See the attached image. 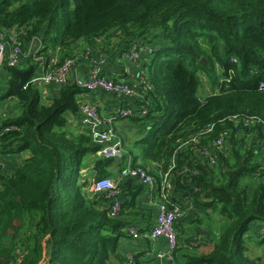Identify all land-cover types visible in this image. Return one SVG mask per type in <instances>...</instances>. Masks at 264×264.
<instances>
[{
  "label": "trees",
  "instance_id": "16d2710c",
  "mask_svg": "<svg viewBox=\"0 0 264 264\" xmlns=\"http://www.w3.org/2000/svg\"><path fill=\"white\" fill-rule=\"evenodd\" d=\"M116 29L124 55L138 40L152 49L139 84L149 90L136 102L147 112L129 119L145 132L127 154L155 171L157 184L174 159L176 197L211 211L222 225L212 248L186 261L264 264L251 257L264 244V230L257 239L250 230L251 223L264 225V0H0V32L20 34L24 44L39 36L36 56L44 68L75 60L79 43L107 46L106 35ZM38 64L1 65L11 75L5 96L15 99L17 115L0 126V162L29 155L8 176L0 168V264H17L19 255V264H127L117 241L132 239L129 227L142 235L153 218L137 204L144 187L132 179L119 183L120 209L110 216L113 199L92 183L113 178L110 168L117 171L125 155L101 158L100 145L67 124L66 113L80 114L77 97L85 90L69 83L43 104L39 87L13 89L17 72L32 67L35 74ZM217 68L222 86L200 99L199 74L215 84ZM220 138L226 155L213 169L202 152ZM138 257L132 264H143Z\"/></svg>",
  "mask_w": 264,
  "mask_h": 264
},
{
  "label": "built area",
  "instance_id": "2783aa9c",
  "mask_svg": "<svg viewBox=\"0 0 264 264\" xmlns=\"http://www.w3.org/2000/svg\"><path fill=\"white\" fill-rule=\"evenodd\" d=\"M41 48V38L35 36L30 42L24 44L21 36L18 33L0 32V64L11 69L20 68L23 59H33L42 63L41 57H37V53ZM138 49V50H137ZM139 44H133L125 57L131 62L136 63L139 55ZM89 49L85 50V56L89 57ZM89 66L87 75L83 78H78L76 75L72 78V70L75 67V60L68 58L63 61L58 67L44 68L34 74L30 81L27 82L35 87H51V86H64L73 83L77 87L90 93H101L110 95L118 100H136L138 102L144 100L149 86L143 85V91L138 92L133 86L116 82L111 77L104 76L101 73V66L104 61L101 56L95 57ZM53 65L56 63L55 59L50 61ZM142 84V81L140 82ZM261 89L264 90V84L261 83ZM130 103V102H129ZM79 111L81 115L80 126L89 127L94 126L96 133L93 135L94 141L100 145V150L97 155L105 159L119 160L123 158V165L115 172L113 178H99L93 181L92 187L95 192L107 193V197H111L112 203L110 205V216H117L120 209V202L116 196L119 194L117 185L125 179H132L137 183L143 185L144 191L147 194H155L153 197L157 198L154 203L155 214L153 216V225L147 229L146 237L149 241L154 242L157 239L165 241V250L158 255L165 264H176V250L178 247V233L174 229L176 221H178L184 210L190 208L189 203H182L174 193L173 171L174 159L169 169L164 174H161V183L157 184L154 179L153 170L140 164H134L132 157L127 154L124 149L123 141L118 136L115 125L119 120L130 119L135 117L136 114H146L145 107H137L136 105H124L117 108L114 113L108 116H101L98 112L97 105L95 104H79ZM14 128L6 129L13 130ZM204 132L210 131V127L206 128ZM264 133V124L262 125ZM195 136V135H193ZM226 142L222 138L214 141L211 144V149H205L202 152L203 157L208 161L211 168L217 165V158L219 155H226L225 150ZM264 163V151L262 152ZM172 201V203H169ZM153 204V202H152ZM128 234L132 239L139 238L138 229L136 227H129ZM21 255L17 258L19 264Z\"/></svg>",
  "mask_w": 264,
  "mask_h": 264
},
{
  "label": "crops",
  "instance_id": "0c3cea01",
  "mask_svg": "<svg viewBox=\"0 0 264 264\" xmlns=\"http://www.w3.org/2000/svg\"><path fill=\"white\" fill-rule=\"evenodd\" d=\"M110 34L111 33H108L106 35V38L109 39L110 42L105 41L104 43L107 45L105 47L98 44L96 49H90V47L85 43H79V45L75 48L76 57L75 67L72 70V78L74 75L78 78L85 77L93 59L92 55H98L103 58V61L105 60L101 66L104 76L111 77L119 83L133 86L139 93L142 92L143 90H140L141 88H139V84L143 79L142 74L145 69L144 67L147 64L148 58H145V56H147V52L143 50L141 55L144 53V58L143 56H140L141 58H139L136 63H131L122 52L121 45L122 42H124V39L122 40L123 36L121 33L118 37L120 40L111 38L112 35ZM86 48L90 51L92 50L89 57H86L85 54L83 55ZM51 57L53 58V56ZM28 62L29 59H23V67ZM42 65L43 64L41 63L38 64V67L35 70V75L37 71L42 69ZM5 72L4 68L0 66V126L8 123L10 119H13L17 115L15 99L5 96L8 89L7 81L11 79V75L8 72L6 74ZM39 89L43 104L49 103L52 99L56 98L59 91L58 86H41ZM77 100L79 104H96L99 114L103 117L111 115L115 112V110H117V108H121V106L126 104L129 106L132 104L136 105L137 102L136 100H130L129 103L125 99L118 100L110 95L90 92H85L79 95ZM65 117L67 118V124H69L75 131L82 130L91 137H93L96 133V128L94 126H89L87 128L80 126L81 115L79 113L74 116L66 113ZM115 127L118 136L125 141L124 149L126 152L129 153V149L127 150V148H132L133 146L134 149L137 148L133 143L134 141H138L145 132L140 124L132 122L129 119H123L119 120ZM28 155V152H22L19 155L4 158L0 162V168H2L3 174H5V176L10 175L16 168L19 160ZM110 169V171L115 170L116 166L114 165ZM85 170L86 169H82L81 174L86 175ZM154 195L155 194L149 195L143 190L137 198L138 206L145 209H151L153 211V216L155 214L154 203L157 200V198L153 197ZM117 200L121 203L120 197L117 198ZM189 205L190 208L188 210H184L182 217L176 221L174 225V229L179 236L176 251V264H189L186 261L187 258L208 252L212 248L213 242L216 240L217 235L222 228V225L217 217L213 218L211 211L206 213H210L212 215H209V218H213V221L204 223L202 222L206 214L204 208L193 204L192 202H190ZM205 219H208V217ZM198 220L199 222H197ZM132 222L138 226H145L141 220H135ZM152 225L153 218L150 221L149 228ZM149 228H146L142 235L139 234V238L136 240L119 238L117 241V252L121 257L126 258L128 261L127 264H132L131 258L133 255H139L138 258L143 264H165L164 261L158 257V255H161V253L165 250V241L163 239H157L154 242L149 241L146 237V232ZM261 229L262 231L264 230V225L257 222L250 224V230L254 232L253 234H256V232Z\"/></svg>",
  "mask_w": 264,
  "mask_h": 264
},
{
  "label": "rangeland",
  "instance_id": "374dc122",
  "mask_svg": "<svg viewBox=\"0 0 264 264\" xmlns=\"http://www.w3.org/2000/svg\"><path fill=\"white\" fill-rule=\"evenodd\" d=\"M122 31H120V30H118V29H116V30H113V31H111L110 33V35H112L111 36V38H116V39H118V37L120 36V33H121ZM115 34V35H114ZM39 39H40V37H39ZM111 40H113V39H111ZM146 45H149V44H147V43H145ZM141 52H143V51H140V53ZM140 53H139V55H138V57L139 58H141L140 57ZM141 56H143V58H144V53L141 55ZM145 58H148V56H145ZM139 60V59H138ZM105 61V60H104ZM0 66H1V64H0ZM149 67H147V69H148ZM19 69H22V68H19ZM6 74H7V72H5ZM101 73H103L102 72V70H101ZM214 75H215V77L220 73V71H219V69L217 68L215 71H214ZM199 78H200V80H201V82H200V85H199V88H198V92H197V96L200 98V99H204V98H206L207 96H209V95H211V94H216L217 92H218V90H219V88H220V86H222L221 85V80H222V77H221V75H219V76H217V78H216V83L215 84H213V83H211V82H208L207 80H206V78L203 76V75H201V74H199ZM40 88V87H39ZM261 88V87H260ZM93 163V162H92ZM144 165L145 164H142V166L144 167ZM161 166L163 165V164H160ZM149 168V167H148ZM115 172H116V170H113V175H115ZM92 179H93V177H92ZM210 221H213V218H210V219H205V217L203 218V220H202V222H204V223H207V222H210ZM262 229L260 230V231H258V232H256V234H254V236H255V238L256 237H258V236H260L262 233ZM250 234V233H249ZM259 238V237H258ZM257 239V238H256ZM254 256H260L262 259H264V244H262V245H260V246H257V245H255L254 247H253V249H252V254H251V257H254Z\"/></svg>",
  "mask_w": 264,
  "mask_h": 264
},
{
  "label": "water",
  "instance_id": "95a60500",
  "mask_svg": "<svg viewBox=\"0 0 264 264\" xmlns=\"http://www.w3.org/2000/svg\"><path fill=\"white\" fill-rule=\"evenodd\" d=\"M201 64H206V61L204 59L200 60ZM17 77H18V82L16 84H14L13 89L15 91H21L25 88L28 80L30 79V77H32L33 75V68L29 67L28 69H26L25 71L22 72H17Z\"/></svg>",
  "mask_w": 264,
  "mask_h": 264
},
{
  "label": "clouds",
  "instance_id": "9594fccd",
  "mask_svg": "<svg viewBox=\"0 0 264 264\" xmlns=\"http://www.w3.org/2000/svg\"><path fill=\"white\" fill-rule=\"evenodd\" d=\"M137 42V44H139L140 45V49H139V51H143V50H145L146 52H147V56H148V54H149V50H152L151 49V46L150 45H146L145 44V42L143 43V41H136ZM140 42V43H139ZM140 53V52H139ZM140 56H141V53H140ZM138 59H139V57H138ZM138 61V60H137ZM34 75V74H33ZM32 75V76H33ZM261 83H263L264 84V81L263 82H261ZM260 83V84H261ZM260 84H259V86H260Z\"/></svg>",
  "mask_w": 264,
  "mask_h": 264
}]
</instances>
